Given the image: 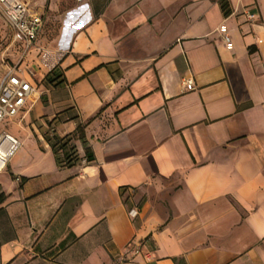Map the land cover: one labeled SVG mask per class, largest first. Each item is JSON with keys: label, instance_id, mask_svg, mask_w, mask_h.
I'll list each match as a JSON object with an SVG mask.
<instances>
[{"label": "crops", "instance_id": "crops-1", "mask_svg": "<svg viewBox=\"0 0 264 264\" xmlns=\"http://www.w3.org/2000/svg\"><path fill=\"white\" fill-rule=\"evenodd\" d=\"M224 1L26 0L60 81L8 119L0 264H264V0Z\"/></svg>", "mask_w": 264, "mask_h": 264}, {"label": "built area", "instance_id": "built-area-1", "mask_svg": "<svg viewBox=\"0 0 264 264\" xmlns=\"http://www.w3.org/2000/svg\"><path fill=\"white\" fill-rule=\"evenodd\" d=\"M0 15L11 30V37L21 49V58L25 52L34 46V42L42 25L41 13L29 10L26 0H0ZM248 19L254 18V13L245 12ZM223 40L228 42L227 34H222ZM21 64V65H20ZM186 89H190L191 80L184 79ZM34 81V70L22 59L15 64L6 65L0 75V122L11 119L24 106L26 100H32L37 93ZM19 145L17 138L10 132L0 129V170H2L10 156ZM134 213L133 209L129 210ZM136 251V250H134Z\"/></svg>", "mask_w": 264, "mask_h": 264}, {"label": "rangeland", "instance_id": "rangeland-1", "mask_svg": "<svg viewBox=\"0 0 264 264\" xmlns=\"http://www.w3.org/2000/svg\"><path fill=\"white\" fill-rule=\"evenodd\" d=\"M46 13V19L43 25L42 29V39L39 40L38 44L41 45L37 51L38 58L31 57L33 55L32 52H35L37 48L30 49L26 53V56L22 57L21 49L19 44L16 41L12 40L11 37V30L10 28L5 24L3 18L0 15V75L3 72L6 65H12L17 63L18 61H21L22 59H29L32 61V63L35 66V77L34 81L36 85L40 87V84H47L48 82L42 78L45 70L49 67L51 62L53 61L54 56V47L58 45V41L52 42L51 38L55 31L56 25L59 22V18L57 15H54L55 12H45ZM37 59V60H35ZM21 65V64H20ZM41 76V77H40ZM39 78L40 80L37 82L35 78ZM0 129L5 130L7 132H15L20 130L18 126H16L14 123L9 122L7 119H4L0 122Z\"/></svg>", "mask_w": 264, "mask_h": 264}, {"label": "trees", "instance_id": "trees-1", "mask_svg": "<svg viewBox=\"0 0 264 264\" xmlns=\"http://www.w3.org/2000/svg\"><path fill=\"white\" fill-rule=\"evenodd\" d=\"M219 3L223 10L225 9V1L219 0ZM59 74L55 71L54 66L47 70L42 78H44L49 84H57L59 83L60 79H57ZM83 124L81 122H78L74 128V130L71 133L64 134L62 136H55L54 140L51 144V149L53 153H56L59 155V161H61L63 164H71L75 160H77L79 157L76 153V149L74 147V144L72 142V139L82 138L83 136ZM83 157L86 159L91 158V153L88 152V148H84V154Z\"/></svg>", "mask_w": 264, "mask_h": 264}]
</instances>
